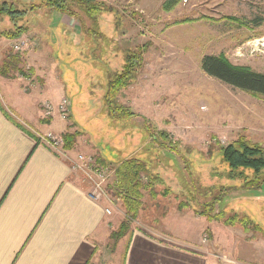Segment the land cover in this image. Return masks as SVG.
<instances>
[{
    "label": "rangeland",
    "instance_id": "374dc122",
    "mask_svg": "<svg viewBox=\"0 0 264 264\" xmlns=\"http://www.w3.org/2000/svg\"><path fill=\"white\" fill-rule=\"evenodd\" d=\"M15 1L21 7L38 0ZM97 1L94 18L76 6L75 17L47 8L29 12L26 33L16 39L0 37V62L8 52L18 53L22 72L16 76L30 88L41 83L42 73L58 74L69 104L65 120L53 113L55 129L71 125L70 133H77L76 140L89 148L84 154L107 168V194L97 201L107 203L104 210L124 217L108 187L115 164L137 156L163 183L154 187V197L144 191L142 213L130 229L139 221L157 230L168 227L184 242L197 239V249L220 261L232 264L240 258L264 264V176L257 185L245 186L226 179L221 161V149L241 137L264 150V97L206 74L200 64L204 55L222 54L233 65L264 72V0H181L172 9H164L167 0ZM225 16L250 23L240 26ZM0 27H10L5 17ZM25 38L28 45L14 51V44ZM130 53L141 56L135 62V78L114 101L134 115L118 119L108 106V80ZM47 101L39 107L43 118L52 119L42 111ZM151 125L168 135V146L177 153L149 138ZM72 173L86 187L81 174ZM211 203L210 211L248 217L252 225L244 229L238 223L207 221L199 212ZM111 244L109 240L107 251ZM104 261L106 257L96 264H107Z\"/></svg>",
    "mask_w": 264,
    "mask_h": 264
},
{
    "label": "crops",
    "instance_id": "0c3cea01",
    "mask_svg": "<svg viewBox=\"0 0 264 264\" xmlns=\"http://www.w3.org/2000/svg\"><path fill=\"white\" fill-rule=\"evenodd\" d=\"M50 73H42L36 88L22 77L0 75V264H96L104 257L107 264H230L197 249V239L184 242L168 227L157 230L140 221L109 246V256V234L123 216L108 215L106 202L90 200L67 159L37 138L47 131H73L66 121L55 129V114L42 117L41 102L55 104L68 97L58 74ZM77 152H89L78 138L68 150L70 155ZM155 216H149L154 223ZM234 261L257 264L253 259Z\"/></svg>",
    "mask_w": 264,
    "mask_h": 264
},
{
    "label": "trees",
    "instance_id": "16d2710c",
    "mask_svg": "<svg viewBox=\"0 0 264 264\" xmlns=\"http://www.w3.org/2000/svg\"><path fill=\"white\" fill-rule=\"evenodd\" d=\"M180 1L167 0L164 2L163 7L164 9H172ZM74 6L83 7L86 13H92L93 18L96 16L94 13L98 14L99 11L97 10L100 8L97 0H38L36 3L21 7L18 6L15 0H1L0 18L5 17L9 21L10 27L1 29L0 37L16 39L26 33L28 30L26 17L29 12L47 8L51 11L56 10L61 14L75 17L76 11L73 8ZM223 18L231 19L240 26H247L250 23V21L237 17L225 16ZM184 21H187V19ZM131 54L126 56L122 68L114 72L108 80L106 95L107 102L109 103L108 106L110 107L111 115L118 119L134 115L128 107L119 106L114 101L120 90L128 87L134 81L135 62L141 56ZM21 63L22 58L18 53L8 52L0 62V75L6 78H14L17 75L15 72H22L21 68H19V64ZM200 64L206 74L250 94L264 97V72H256L248 67L233 65L222 54L204 55L201 58ZM157 130V127L153 125L149 126V128L147 127L149 138L154 142L160 140L163 148L173 149L172 151L177 153L178 150L174 149L172 145L168 146V143L171 141L168 135L163 131ZM77 135V133L70 132L62 134L66 150L73 147ZM171 143L173 144L174 142ZM221 152V161L225 165L222 173L227 177L226 179H237L242 181L245 186L251 185V187L257 185L259 180H262L264 176V150L260 145L249 144L244 137H241L237 141L224 146ZM98 163L103 165L100 161ZM220 174L214 173V176L222 177ZM162 183V177L158 173L150 171L147 162L137 156L126 157L115 164L113 179L108 189L109 194L119 200L121 207L124 209V217L117 228L109 234V239L112 241L113 246H115L118 240L128 234L131 223L138 218L139 213L143 209L144 191H148L150 196L154 197L156 195L154 187ZM214 199L217 198L214 197ZM205 206L206 209L200 211L199 214L204 216L207 221H221L223 224L229 226L236 223L241 224L243 227L252 225L248 217L239 216L238 214L226 217L221 211H210L213 208L212 203ZM194 211L197 212V210ZM244 229L246 228L244 227ZM252 229L258 231L256 225ZM260 233L264 237V232Z\"/></svg>",
    "mask_w": 264,
    "mask_h": 264
},
{
    "label": "built area",
    "instance_id": "2783aa9c",
    "mask_svg": "<svg viewBox=\"0 0 264 264\" xmlns=\"http://www.w3.org/2000/svg\"><path fill=\"white\" fill-rule=\"evenodd\" d=\"M28 40L20 39L17 41L13 49L14 51H19L28 45ZM52 102L43 103V114L53 115L56 111L59 117L63 120L67 118L68 115V100L62 97L57 104L54 106ZM38 141L43 145L47 146L51 151L57 155L64 156L67 161L71 171L81 174L82 181L86 186L85 194L87 197L97 202L98 200H104L106 192L105 182L108 180V170L105 166L98 163L97 158L90 154H84L82 152H77L74 155H70L68 150L64 148V141L62 135L56 134L52 131L45 132L43 134H37ZM106 214H111L109 208L105 209ZM207 236H203L202 241L205 242Z\"/></svg>",
    "mask_w": 264,
    "mask_h": 264
}]
</instances>
